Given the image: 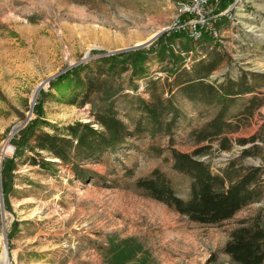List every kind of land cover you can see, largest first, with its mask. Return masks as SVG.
Instances as JSON below:
<instances>
[{
    "label": "rangeland",
    "instance_id": "obj_1",
    "mask_svg": "<svg viewBox=\"0 0 264 264\" xmlns=\"http://www.w3.org/2000/svg\"><path fill=\"white\" fill-rule=\"evenodd\" d=\"M193 1L0 0V264L5 258L9 264H239L223 248L235 228L256 218L264 224V196L229 219L200 223L136 186L138 178L161 167L172 177L178 195L189 196L190 179L171 171L161 158L143 153L151 141L147 134L85 164L101 176L87 180L47 152L30 150L37 125L49 133L76 121L98 129L95 116L108 107L133 129L137 101L151 99L153 82L154 93L172 97L179 109L170 143L184 152L198 147L189 131L209 120L215 108L186 99L175 89L172 72L190 69L218 51L222 62L209 80H235L242 72L264 74V0H231L223 9L220 1L209 0L214 8L204 16L202 30H214L217 45L173 35L180 25L179 6ZM194 23L191 19L182 26ZM154 36L149 45L124 51ZM159 55L166 59L160 61ZM106 56L128 64V70L100 76L101 89L88 97L73 86L49 87L69 68H94L97 59ZM139 66L143 72L135 73ZM261 84L252 114L242 118L231 135L252 141L243 146L234 142L224 151L213 142L198 156L214 173L237 159V166L264 167V81ZM245 102L243 98L238 106ZM156 143L167 146L169 137L158 136ZM254 144L255 155L240 157ZM36 153L56 165L32 164Z\"/></svg>",
    "mask_w": 264,
    "mask_h": 264
},
{
    "label": "trees",
    "instance_id": "obj_2",
    "mask_svg": "<svg viewBox=\"0 0 264 264\" xmlns=\"http://www.w3.org/2000/svg\"><path fill=\"white\" fill-rule=\"evenodd\" d=\"M231 2L220 0L219 8L223 9ZM211 5L212 3H209L208 8H211ZM189 18L190 16H184L183 20ZM172 33L195 43L188 35L187 29H173ZM197 41H213L217 45V37L212 30L203 31ZM210 58L207 61L199 59L190 69L178 68L175 74L172 72L175 89L186 99L215 108V113L209 120L189 131V139L198 145L191 152L177 150L170 143L173 131L178 126L179 109L172 97L164 98L162 94L154 93L155 82L150 90L151 99L137 101L136 110L139 111V116L133 129L124 123L115 109L108 107L95 116L98 129L90 123L76 121L49 133L42 130L41 125H37V129L31 133L33 145L30 150L47 152L69 167L74 175L87 180L101 176L84 166L85 164L89 161L98 162L105 152H114L124 145H131L130 138L147 134L151 141L143 153L148 157L161 158L163 164L171 171L190 179L189 196L183 199L178 195L172 177L161 167H155L148 175L138 178L136 186L148 196L174 208L190 220L218 223L229 219L246 205L262 199L264 167L237 166V159L230 161L220 172L214 173L209 164L198 156L208 152L213 147V142H217V150L224 151L230 150L234 142L243 146L252 141V138H233L231 135L241 127L242 118L252 114L264 74L242 72L235 80L229 77L222 81L209 80L208 77L222 62L223 55L215 51ZM164 59L166 58L159 55L160 61ZM119 61L114 57H101L97 59L94 68L84 65L88 69L83 75L81 71L84 66L69 68L62 76L52 79L49 87L59 89L63 84L64 87L73 86L81 90L83 97H88L91 92L101 89L100 76L112 77L118 72L128 70L129 65H121ZM141 70L142 67L139 66L134 71L137 73ZM40 94L45 96L46 92ZM248 94L252 95L245 98ZM243 98L246 102L239 107L238 104ZM169 114L172 115L171 118L167 117ZM33 125L31 123V126ZM158 136H168V145L156 143ZM24 145L27 146V143ZM255 149H258L256 144L244 148L240 157L255 155ZM166 151L168 154H164ZM39 154L31 157L32 164H39L42 168L56 165L55 161L45 160ZM38 156L40 158H37ZM223 251L239 264H264V224L256 218L247 225L235 228Z\"/></svg>",
    "mask_w": 264,
    "mask_h": 264
},
{
    "label": "built area",
    "instance_id": "obj_3",
    "mask_svg": "<svg viewBox=\"0 0 264 264\" xmlns=\"http://www.w3.org/2000/svg\"><path fill=\"white\" fill-rule=\"evenodd\" d=\"M220 1V0H218ZM211 3L209 0H194L191 4H182L178 8V15L179 18L177 20V23H180V25H176L179 30L187 29L188 35L190 38L194 41H197L201 38V33L204 31L203 25H204V16L208 14V12L214 8V5H211V8H208V4ZM184 16H190L189 19L183 20ZM195 19V23L190 25H183V23ZM208 23V22H206ZM182 26V27H181ZM179 27V28H178ZM207 29V28H206ZM205 29V31H207ZM213 31V34L215 37H217V33Z\"/></svg>",
    "mask_w": 264,
    "mask_h": 264
},
{
    "label": "water",
    "instance_id": "obj_4",
    "mask_svg": "<svg viewBox=\"0 0 264 264\" xmlns=\"http://www.w3.org/2000/svg\"><path fill=\"white\" fill-rule=\"evenodd\" d=\"M153 39H155V36H154L153 38L149 39V40L146 41V42H143V43H140V44L134 45V46H132V47H130V48H126V49H124V51H130V50H136V49H139V48H143V47L149 45V44L153 41ZM86 57H88V55H87ZM52 77H54V76H52ZM52 77H51V78H52ZM51 78H50V79H51ZM50 79L45 80L40 86H43L44 83H46V82L49 81ZM39 90H40V89H39ZM35 98H36V96H35ZM35 98L33 99V103H34V101H35Z\"/></svg>",
    "mask_w": 264,
    "mask_h": 264
},
{
    "label": "bare ground",
    "instance_id": "obj_5",
    "mask_svg": "<svg viewBox=\"0 0 264 264\" xmlns=\"http://www.w3.org/2000/svg\"><path fill=\"white\" fill-rule=\"evenodd\" d=\"M38 94V93H37ZM37 96V95H36ZM35 98V97H34ZM3 264H9L8 263V258H5L4 260H3V262H2Z\"/></svg>",
    "mask_w": 264,
    "mask_h": 264
}]
</instances>
